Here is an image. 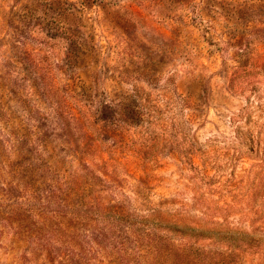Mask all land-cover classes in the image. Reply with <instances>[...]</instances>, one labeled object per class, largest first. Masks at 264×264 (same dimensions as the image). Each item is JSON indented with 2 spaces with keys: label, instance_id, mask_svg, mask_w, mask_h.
<instances>
[{
  "label": "rangeland",
  "instance_id": "1",
  "mask_svg": "<svg viewBox=\"0 0 264 264\" xmlns=\"http://www.w3.org/2000/svg\"><path fill=\"white\" fill-rule=\"evenodd\" d=\"M0 264H264V0H0Z\"/></svg>",
  "mask_w": 264,
  "mask_h": 264
}]
</instances>
